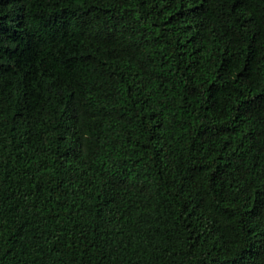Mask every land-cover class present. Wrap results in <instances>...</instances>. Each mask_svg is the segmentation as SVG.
<instances>
[{"label":"trees","instance_id":"trees-1","mask_svg":"<svg viewBox=\"0 0 264 264\" xmlns=\"http://www.w3.org/2000/svg\"><path fill=\"white\" fill-rule=\"evenodd\" d=\"M0 264H264V0H0Z\"/></svg>","mask_w":264,"mask_h":264}]
</instances>
